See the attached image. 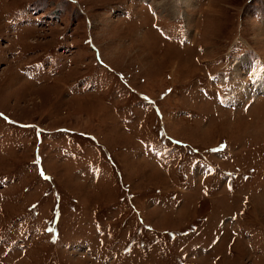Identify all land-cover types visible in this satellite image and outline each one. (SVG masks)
I'll return each instance as SVG.
<instances>
[{
  "label": "rangeland",
  "instance_id": "1",
  "mask_svg": "<svg viewBox=\"0 0 264 264\" xmlns=\"http://www.w3.org/2000/svg\"><path fill=\"white\" fill-rule=\"evenodd\" d=\"M261 83L264 0H0V264H264Z\"/></svg>",
  "mask_w": 264,
  "mask_h": 264
},
{
  "label": "bare ground",
  "instance_id": "2",
  "mask_svg": "<svg viewBox=\"0 0 264 264\" xmlns=\"http://www.w3.org/2000/svg\"><path fill=\"white\" fill-rule=\"evenodd\" d=\"M181 4V3H180ZM162 5H166L167 7H170L169 9H171V3H167V2H165V3H163ZM173 6L174 7H176V4L173 2ZM172 10V9H171ZM171 12H174V11H171ZM176 12V11H175ZM249 70H251V69H249ZM249 70L247 71V73L249 74L250 72H249ZM255 75L254 74H252V72L250 73V80H252L253 79V77H254ZM249 77V76H248ZM252 78V79H251ZM256 84V82L254 83V85ZM259 90H261V91H263L264 92V85H262V83H261V85H260V87L258 88ZM243 90H245V89H243Z\"/></svg>",
  "mask_w": 264,
  "mask_h": 264
}]
</instances>
